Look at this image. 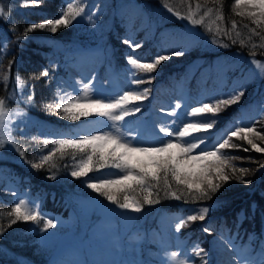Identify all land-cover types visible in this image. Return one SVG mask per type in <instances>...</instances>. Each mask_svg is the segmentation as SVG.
<instances>
[{
  "label": "trees",
  "instance_id": "1",
  "mask_svg": "<svg viewBox=\"0 0 264 264\" xmlns=\"http://www.w3.org/2000/svg\"><path fill=\"white\" fill-rule=\"evenodd\" d=\"M70 2L77 6L82 2L87 14L67 27H58L52 33L50 26L31 31L28 29L32 24L59 18L60 9L67 6L65 0H40L39 4L28 7L22 6L24 0H0V7L10 13L7 20L0 17V97L12 100L14 107L24 113L28 120L14 131L19 147L24 150V158L20 156L18 160H10V163H0V170L9 172L11 181H18L19 191L29 187L31 197L41 199L43 214L39 223L18 221L9 227L14 215L9 217L8 213L21 196H16L10 190L9 197L0 190V264H9V261L10 264H41L42 257L50 252V249L41 248L40 240L37 239L43 220L47 219L46 214L67 217L70 209L77 206L76 196L90 195L106 206H116L87 188L86 178L77 179L70 175L79 163V155L61 157L57 152L50 162L56 165L54 168L50 164L41 169L31 167L32 163L39 162L43 155L57 147L51 141L76 134L84 122L93 119L89 117L71 122L57 116L54 109L46 107L57 102L58 81L67 78L69 64L92 65L100 73L110 69L117 78H120L117 72L128 70L132 74L131 81L134 78L147 80L148 74L133 72L127 64L126 57L131 51L124 43L127 36V39L142 45V48L137 49V54L142 57L152 58L156 54L170 56L151 74L155 77L151 83L132 84V88L137 91L145 87L150 89L148 99L139 103L147 107L152 97L156 96V90L169 91L175 83L180 84L189 98H202L197 106L201 102L215 103L218 99L229 98L234 90L237 93L243 91L238 103L220 112L208 143H215L237 125L254 124L264 132V75L261 74L264 73V48L260 47L264 41L252 34L250 29L256 28V25L247 16L241 17L233 11L235 0H221L220 4H216L215 0ZM166 4L180 16H187L191 11L197 19L208 8H212L213 12L202 25L192 26L190 31L184 28L183 19L167 10ZM218 11L223 21L215 19ZM233 20L237 23L235 30H232ZM218 28L231 30V35L218 33ZM261 34L264 35V32ZM233 40L236 42L233 43ZM241 40L244 41L243 46ZM178 50L184 54L172 55ZM253 59L260 62L257 70L249 65ZM44 71H47V76L41 75ZM5 75L9 77L7 85L4 82ZM17 77L23 82L22 87L17 85ZM14 93L16 100H13ZM28 95L33 97L31 103L27 101ZM140 108L143 113L140 111L137 114L142 119H148L143 111L144 106ZM45 140L48 141L47 145ZM233 142L250 148L235 138ZM257 143L264 147V142ZM229 155L241 158L231 163L238 168L249 169L244 179L251 180V184L240 183L233 178L223 184L210 200L195 202L191 197L187 198V202L183 197L176 200L161 191L159 202L144 204L139 214L170 213L178 215L180 220H186L188 215L197 214L200 208L207 207L209 211L204 221L187 222L177 232V236L185 242L180 251L188 250L187 247L193 241L199 244V248L205 249L209 238L223 227L224 238L230 242L238 258L242 259L244 249L250 246L253 251L251 258L260 260L261 256L256 257L255 253L260 246L264 247V168H260V164L264 163V153L233 149ZM109 170L94 169L89 176L115 178L109 175ZM53 174L56 178L50 179ZM176 187L173 182V188ZM129 195L142 201L143 194L140 192ZM119 196L122 202L123 194ZM206 223L215 226L210 232L203 233L202 227ZM150 243L146 245L148 250L141 252L148 264L153 263L149 260L154 250ZM193 250H188V256L196 264L200 257Z\"/></svg>",
  "mask_w": 264,
  "mask_h": 264
},
{
  "label": "snow or ice",
  "instance_id": "2",
  "mask_svg": "<svg viewBox=\"0 0 264 264\" xmlns=\"http://www.w3.org/2000/svg\"><path fill=\"white\" fill-rule=\"evenodd\" d=\"M40 0H24L22 6L28 7L39 4ZM66 8L62 9L59 18L48 20L46 23L32 24L29 31L33 29H43L50 26L52 33H55L60 26L67 27L73 24L77 18H83L86 15V8L81 2L79 6L65 0ZM216 4H220L221 0H215ZM165 7L170 13L178 18L186 19L192 26L202 25L206 17H210L213 12L212 8L204 11L198 19L195 14L189 11L187 16H180L178 12H173L171 7L166 4ZM199 8V5L197 6ZM233 11L241 17L247 16L256 28L250 29L253 35L258 36L264 41V0H235ZM10 13L0 7V17L7 20ZM216 20L223 21V16L217 12ZM237 27L236 21H232V30ZM244 27H248L244 25ZM256 29H260L257 32ZM218 33L226 36L231 35V30L225 31L218 28ZM240 35L239 32L236 33ZM236 41L233 40V43ZM124 43L129 46L131 51L127 54V64L131 66L133 72L148 74L147 80L142 78H134L131 83L133 85H141L151 83L155 77L154 73L158 66L170 59L169 55L156 54L152 58L142 57L137 54V49L142 45L125 39ZM243 46L244 41H240ZM255 47V45H253ZM264 48V43L260 45ZM182 50L174 51L172 55H183ZM255 56V53H252ZM253 64L260 67V62L253 59ZM11 64V62H10ZM264 75V73H261ZM47 76V71L41 73ZM8 76H4L5 85H7ZM17 85L23 86V82L17 77ZM150 89L145 87L142 91L126 90L122 95L117 97L95 96L92 92V81L83 83L80 95L70 97L67 94L60 96L54 104L46 107L49 110H55V114L62 119L75 122L82 118L99 117L110 122L114 131L98 130L95 133H88L81 137L62 138L51 141L55 147L49 151L47 155H43L39 162L32 163L34 169H41L46 164L55 167L54 163H50L52 158L58 152L61 157L71 154L73 157L80 156L78 165L70 172L73 178H86V187L104 197L111 204L116 205L122 210H128L139 213L142 211L144 204H155L159 202L160 192L163 191L165 196H170L176 200L182 197H191L193 202L211 199L212 195L217 193L223 184L228 183L235 178L240 183L251 184V180L244 179L249 174V169L236 167L231 161L241 159L240 157L229 155L233 149H241L245 152L255 150L257 153H264V147L260 146L257 141L264 142V132L252 126H235L234 130H229L215 143L209 144L208 140L212 130L219 121L220 112L227 106H231L240 101L243 91L235 92L229 98L218 99L215 103H203L194 106L185 114L192 118L187 122H182V127L161 125L158 128L157 143H146L138 140V133L126 138L121 131L122 125L126 122V118L141 111L137 102L148 99ZM8 97H0V129L7 127L9 119V110L6 105ZM33 97L27 96V101L31 103ZM130 105H133L130 107ZM182 104L176 103L173 111L168 112L169 116H177L176 109H181ZM264 111V109H262ZM20 113H17L19 115ZM177 122L173 121L175 125ZM235 140L243 141L250 148L242 147V145L233 142ZM7 144H13L10 130L7 134L0 138V147ZM45 145L48 141H44ZM20 156L24 158V150L17 147ZM71 150V153H69ZM111 168L118 170L111 172L109 175L115 178H107L105 176L90 177L89 174L93 170H102ZM260 168H264V163L260 164ZM238 173V174H237ZM55 179L53 174L49 177ZM173 182L177 186L173 188ZM140 192L143 194L142 201L129 193ZM119 194H123L121 202ZM156 197V198H154ZM209 209L207 207L200 208L197 214H190L186 220L181 219L176 224V231L179 232L185 227L187 222L204 221ZM14 215V219L10 220L9 227L18 221L39 223L43 218L42 212L37 210L34 202L19 199L14 203L8 216ZM56 225L53 219H44L41 232H46L54 228ZM2 230V229H0ZM205 232L210 229L205 227ZM230 243V242H229ZM197 257H201V264H207L203 257L207 256V252L198 246L193 250ZM179 253L173 251L171 258L176 261ZM177 264H185V261H177ZM241 264H251V261H242ZM264 264V259L260 261Z\"/></svg>",
  "mask_w": 264,
  "mask_h": 264
},
{
  "label": "rangeland",
  "instance_id": "3",
  "mask_svg": "<svg viewBox=\"0 0 264 264\" xmlns=\"http://www.w3.org/2000/svg\"><path fill=\"white\" fill-rule=\"evenodd\" d=\"M61 12L62 8L59 15ZM182 23L186 30H192V25L186 19H183ZM249 65L256 70L258 68L252 61ZM67 69V78L58 81V98L65 94L70 97L80 95L83 83L88 81H92V92L98 97H117L126 90H135L131 83L132 74L128 70L117 72L116 74L120 76L117 78L110 69L100 73L92 65L69 64ZM155 94L156 96L152 97L147 107L137 102L139 107L144 106L145 110L143 111L148 119H142V116L137 113L126 118V122L121 127L126 138L138 133V140L157 143V136H162V134H158L159 126L182 127V122L192 119L185 113L197 106L196 104L202 99L189 98L184 89L180 88L179 83L173 84L169 91L156 90ZM13 100H16L15 93ZM176 103L182 104L181 109L175 110L178 115H167L168 112L174 110ZM6 107L9 110V119L7 127L0 129V138L10 130L14 143H5L3 147H0V163H10V160L20 158V152L17 150L19 143L15 139L14 131L18 129V126H23L28 121L26 115L14 107L12 100L9 99ZM17 113L20 114L17 115ZM173 121L177 123L173 125ZM98 130L114 131L110 122L93 117V119L84 122L76 134L66 138H78ZM116 171L118 170L110 168L108 173ZM17 184H19L18 181H11L9 172L0 170V190L8 194L9 197L10 190H12L16 196H21L17 199L34 202L37 210L41 212V199H33L29 187H24L19 191ZM75 200H77V206L70 209L67 217L46 214V218L53 219L56 226L46 232H41L37 237L40 240L41 248L50 249L49 254L42 257L41 264H148L141 255L142 250H148L146 246L148 242H151L150 244H153L154 247L149 259L153 262L152 264H177V261L180 260L185 261V264H195L193 259L190 260L188 250L195 249L199 244L193 241L187 247L188 250L180 251L185 242L177 236L176 224L180 221L178 215L160 213L145 216V214L122 210L117 206H106L97 197L90 195L76 196ZM214 226L212 223H206L202 230L205 227L213 230ZM203 233L207 232L203 230ZM215 235L221 237L234 254L230 258L235 260V264L246 262L252 257V248L247 246L241 255L242 259L238 258L231 244L224 239V229L221 227L217 234L209 238L208 246L204 249L207 256L203 259L207 261V264H219L216 261V253L212 244L214 237H218ZM173 251L179 253L176 261L171 258ZM255 255L256 257L261 255V259L251 258V264H260V261L264 259V248L260 252H256ZM196 264H201V257Z\"/></svg>",
  "mask_w": 264,
  "mask_h": 264
},
{
  "label": "bare ground",
  "instance_id": "4",
  "mask_svg": "<svg viewBox=\"0 0 264 264\" xmlns=\"http://www.w3.org/2000/svg\"><path fill=\"white\" fill-rule=\"evenodd\" d=\"M212 244L216 253L217 262L219 264H235L234 260L230 258V251L224 242L214 238L212 240Z\"/></svg>",
  "mask_w": 264,
  "mask_h": 264
},
{
  "label": "water",
  "instance_id": "5",
  "mask_svg": "<svg viewBox=\"0 0 264 264\" xmlns=\"http://www.w3.org/2000/svg\"><path fill=\"white\" fill-rule=\"evenodd\" d=\"M216 238H218L220 241H222V242L225 243V241H223V239H222L221 237L218 236V237H216ZM225 244H226V243H225ZM226 245H227V244H226ZM229 251H230V250H229ZM230 254H231V255H234L231 251H230ZM232 259H233V258H232ZM233 260H234V259H233ZM234 262H235V260H234Z\"/></svg>",
  "mask_w": 264,
  "mask_h": 264
}]
</instances>
